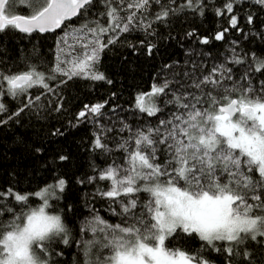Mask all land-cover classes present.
I'll return each instance as SVG.
<instances>
[{"label":"snow or ice","instance_id":"1","mask_svg":"<svg viewBox=\"0 0 264 264\" xmlns=\"http://www.w3.org/2000/svg\"><path fill=\"white\" fill-rule=\"evenodd\" d=\"M16 2L0 0V34L10 30L27 34L54 32L94 5V0H43L38 10L24 16L10 11ZM20 2L36 7L35 0ZM155 2L159 4L160 0ZM105 3L107 26L83 24L73 30L75 43L71 45L65 33L57 41L55 67L47 75L35 66L18 72L0 68V95L26 99L21 101L23 107L18 106L12 112L0 102V113L7 117L0 118V125L10 121L20 123L27 109H39V103L34 102L41 101L45 93L35 95L31 90L39 87L52 92L48 80L59 78L61 84L65 83L64 78L80 76L104 80L105 76L95 71V64L99 52L114 42V36L105 42V33L151 28L148 20L151 14L147 11L150 0H112L111 3L105 0ZM256 3L264 5V0ZM205 7L202 0H185L181 6L200 12ZM178 10L162 5L154 19L162 21ZM225 13L231 14L230 28L242 33L233 0H225L222 8L216 10L217 16ZM246 20L249 25L254 23L251 14ZM228 31L225 28L218 32L215 39L224 40ZM187 35L192 36L193 32ZM260 35L264 39V33ZM200 43L207 44L208 39L202 38ZM64 47L71 50L66 53ZM148 51L151 53V47ZM233 63L243 66L245 61L234 58ZM260 77H264V59L259 57L248 64L239 79L233 78L231 66L221 62L208 75L194 77L190 84L180 83L172 90L169 85L173 82L165 80L162 85L154 84L149 93L137 96L136 108L148 117L162 113L156 106L157 99L164 105H172L173 110L155 126L133 129L123 124L120 131L127 130L129 135L116 144L121 151L120 161L114 159L105 169L94 167L98 174L87 177L88 184L107 182L104 188H97L96 194L108 201V210L120 222L111 224L95 208H90L91 218L85 217L80 227L81 239L73 241L90 257L85 264H212L199 252L190 255L167 249L166 240L177 237H198L204 242L201 247L226 253L227 264L249 261L251 254L245 250L246 242L260 237L264 244V214L254 213V209L264 213V79ZM169 93L171 98H165ZM52 107L60 111L62 106L53 103ZM103 107V104L85 105L77 119L100 115ZM104 133L111 135L113 129L101 124L100 134L93 139L94 149H99L101 154L112 152ZM53 134L63 133L57 130ZM254 172L259 174V179L254 178ZM77 182L83 184L85 180L78 178ZM65 185V179L57 178L55 185L35 193L43 199L41 206L29 208L7 224L0 223V264H57L47 257L63 252H55L51 245L54 241L57 246L68 245L69 229L61 215L49 214L46 209L50 189L58 187L63 191ZM141 193H147L149 198L142 201ZM5 197L8 203L13 199L20 202L21 208L30 199L29 195L16 194L10 187H0V200ZM11 211L8 208L4 214ZM89 231L92 236L85 239ZM217 242H221L219 246Z\"/></svg>","mask_w":264,"mask_h":264},{"label":"trees","instance_id":"2","mask_svg":"<svg viewBox=\"0 0 264 264\" xmlns=\"http://www.w3.org/2000/svg\"><path fill=\"white\" fill-rule=\"evenodd\" d=\"M184 2L160 0L157 4L155 0H150L147 9L151 14L148 17L150 29L138 27L129 32L104 34L105 42L109 36H114V42L99 52L95 64V71L103 74L104 80L84 76L71 80L64 78L63 84L59 83V78L48 80L52 92L39 87L31 90L35 95L41 91L45 93L41 101L34 102L39 103V109H27L20 117V123L10 121L0 125V187H10L14 192L30 197L23 208L14 199L12 203H8L7 197L0 200V205H3L0 208V223L7 224L29 208L37 207L41 202V198L35 195L37 190L57 183V178L66 181L63 191L56 187L49 196L47 210L62 216L69 229L70 243H59L57 246L54 241L52 250L63 254L51 255L47 259L57 264H85L90 257L73 241L81 239L80 227L85 217L91 218L90 208H95L111 224L120 222V218L112 216L108 210V201L96 194L97 188H104L107 182L88 184L87 177L98 174L94 167L105 169L114 159L120 161L121 151L116 148V144L129 135L127 130L120 131L123 124L133 129L155 126L173 110L172 105H164L162 100L157 99L156 106L163 111L155 117H148L136 108L138 95L150 92L154 84L162 85L165 80L172 81L169 88L175 90L180 83L190 84L194 77L208 75L213 66L221 62L231 66L233 78L239 79L250 62L258 57L264 59V39L260 35L264 33V5L257 4L256 0H233L234 14H238L239 27L243 30L241 33L230 28L228 20L231 14L216 15V10L222 8L225 0H202L206 4L203 12L181 8ZM35 3L36 7L33 8L29 2L17 0L10 11L14 15H31L42 6L43 0H35ZM162 5L180 10L170 12L162 21H156L154 17L160 13ZM106 8L105 0H94V5L87 13L66 21L62 29L52 33L27 34L10 30L0 34V68L18 72L35 66L47 75L55 67L57 41L68 33V44H74L73 30L85 23L107 26ZM248 14L253 17L254 23L251 25L247 24ZM225 28H229L225 39L217 41L216 34ZM189 32H193V35H187ZM202 38H207L208 43H200ZM234 40L238 43L233 44ZM70 50L64 47L66 53ZM234 58L243 59L244 65L233 63ZM185 73L189 75L185 76ZM109 80L111 83H108ZM165 98H171V93ZM22 99L26 102L23 96L5 98L0 95V102L6 105L9 112L16 111L18 106L23 107ZM53 103L62 106L61 110L56 111L52 107ZM96 104L104 105L100 115L89 114L84 119H77L85 105L91 107ZM0 118L7 119L4 113H0ZM101 124L113 129L111 135L104 133L111 153L101 154L99 149L93 147L94 136L100 134ZM57 130L63 134L54 135ZM37 148L42 151L36 152ZM60 156H66L67 159L60 160ZM253 176L259 179L257 172ZM78 178L84 179L85 183H78ZM140 195L142 201L149 198L147 193ZM249 203L254 202L249 200ZM8 208L12 211L5 215ZM254 213L264 214L260 209H254ZM91 236L89 231L85 239ZM203 243L198 237H177L166 240L165 246L170 251L182 250L190 255L199 252L212 264H227L226 253L201 247ZM220 243L217 242V246ZM246 243L245 250L251 254L246 264H264L262 238ZM37 254L40 255L39 250Z\"/></svg>","mask_w":264,"mask_h":264},{"label":"rangeland","instance_id":"3","mask_svg":"<svg viewBox=\"0 0 264 264\" xmlns=\"http://www.w3.org/2000/svg\"><path fill=\"white\" fill-rule=\"evenodd\" d=\"M149 93V92H148ZM145 94H146V92H145ZM146 106H147V101H146ZM56 183H54V184H50V185H55ZM50 185H48V186H46V187H44V188H42V189H40V190H37V192H39V191H43L45 188H49V186ZM56 188V187H55ZM55 188L54 189H50V192H51V194L53 193V191L55 190ZM16 194H21V193H17V192H15ZM24 194V193H23ZM50 194V195H51ZM50 195H48V200H49V196ZM41 198V197H40ZM43 204V199L41 198V202H40V204L37 206V207H39V206H41ZM37 207H35V208H37ZM46 211H48L47 209H46ZM49 214H52V213H50L49 212ZM107 254V253H106Z\"/></svg>","mask_w":264,"mask_h":264},{"label":"water","instance_id":"4","mask_svg":"<svg viewBox=\"0 0 264 264\" xmlns=\"http://www.w3.org/2000/svg\"><path fill=\"white\" fill-rule=\"evenodd\" d=\"M17 15H21V14H17ZM25 16V15H24ZM73 18H75V17H73ZM73 18H71V19H73ZM56 31V30H55ZM54 31V32H55ZM57 31H58V29H57ZM38 33H40V32H38ZM48 33H52V32H48ZM41 34H44V33H41Z\"/></svg>","mask_w":264,"mask_h":264},{"label":"clouds","instance_id":"5","mask_svg":"<svg viewBox=\"0 0 264 264\" xmlns=\"http://www.w3.org/2000/svg\"><path fill=\"white\" fill-rule=\"evenodd\" d=\"M21 227H23V225H21Z\"/></svg>","mask_w":264,"mask_h":264}]
</instances>
